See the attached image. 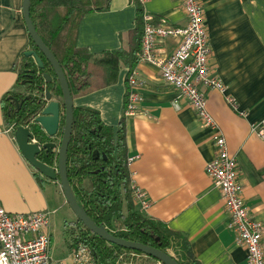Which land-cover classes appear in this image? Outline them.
Returning <instances> with one entry per match:
<instances>
[{"label":"crops","instance_id":"0c3cea01","mask_svg":"<svg viewBox=\"0 0 264 264\" xmlns=\"http://www.w3.org/2000/svg\"><path fill=\"white\" fill-rule=\"evenodd\" d=\"M212 52L211 69L226 84L224 92L208 91L209 111L239 163L244 198L253 216L264 223V140L252 126L264 119V0H202ZM138 6L132 0H111L110 8L85 14L78 27L77 45L90 53L126 47L137 26ZM145 13L174 26L187 24L181 0H147ZM170 37L163 52L175 51ZM34 49L23 15V0H0V207L14 213L44 211L51 215L67 203L59 181L44 176L24 158L12 126L6 124L4 100L16 91L19 63ZM144 81L134 115L125 114L129 70L123 66L116 83L74 97L75 107H90L117 132L125 115V129L134 184L150 201L146 213L170 229L183 233L201 264H248L245 246L229 228L230 215L220 189L206 173L216 156L211 130L196 111L182 102L158 67L139 61L135 67ZM234 98L236 106L229 102ZM53 235V233H52ZM53 242V241H52ZM72 244L60 259L75 264ZM55 259V258H54Z\"/></svg>","mask_w":264,"mask_h":264},{"label":"trees","instance_id":"16d2710c","mask_svg":"<svg viewBox=\"0 0 264 264\" xmlns=\"http://www.w3.org/2000/svg\"><path fill=\"white\" fill-rule=\"evenodd\" d=\"M132 1L138 6L137 26L130 30L127 46L96 56L77 45L79 23L87 13L108 10L111 0H31L33 22L64 69L73 97L116 83L123 66L129 70L128 76L135 69L144 33L145 9L140 0ZM153 20L158 23L163 19L154 16ZM30 44L37 49L31 37ZM38 52L44 68H39L33 57L22 56L21 84L27 87L28 93L10 92L4 100V110L7 125L14 130L20 125L28 126L35 138L45 143L51 139L34 123L46 104L45 90L49 89L55 100L63 102L64 98L52 65ZM46 74L51 76L50 81L46 80ZM128 93L129 90L126 103ZM12 97L23 100L20 108ZM74 113L67 171L80 206L97 224L104 225L118 237L160 248L180 264H201L187 236L153 219L135 203L125 115L115 132L114 127L106 125L99 111L93 108L75 107ZM96 151L99 155H95ZM39 159L55 166L57 152L42 153ZM35 174L42 182V175L38 171ZM70 232L72 247L88 246L94 254L95 264H165L140 251L108 242L78 219Z\"/></svg>","mask_w":264,"mask_h":264},{"label":"built area","instance_id":"2783aa9c","mask_svg":"<svg viewBox=\"0 0 264 264\" xmlns=\"http://www.w3.org/2000/svg\"><path fill=\"white\" fill-rule=\"evenodd\" d=\"M145 4L147 0H140ZM187 24L174 26L163 19L155 23L154 16L144 13V33L139 61L159 68L164 82L176 92L174 106L187 102L202 124L211 130L216 156L206 165V173L220 189L230 215L229 228L236 242L246 247L248 264H264V223L251 213L244 198V186L239 178V163L229 151L222 128L209 111L208 91L226 90V84L211 69V47L206 9L202 0H181ZM178 40L170 55L163 52L167 38ZM144 84L134 69L128 76L129 93L125 114L139 110L142 97L138 87ZM229 102L236 106L234 98ZM253 134L264 140V119L252 126ZM137 157L129 158L133 162ZM134 201L141 210H148L147 194L134 184ZM53 235L50 215L44 211L14 213L0 207V264H64L52 255ZM75 264H95L92 250L79 245L72 252Z\"/></svg>","mask_w":264,"mask_h":264},{"label":"water","instance_id":"95a60500","mask_svg":"<svg viewBox=\"0 0 264 264\" xmlns=\"http://www.w3.org/2000/svg\"><path fill=\"white\" fill-rule=\"evenodd\" d=\"M24 20L37 49H30L25 52L27 57H33L39 68H44V61L39 52L52 65L57 78L63 90V102L53 99L49 89L45 90L46 104L41 113L34 119V123L40 126L43 132L51 139L45 143H41L35 138V133L28 126L20 125L14 130V137L20 151L29 164L38 171L42 176L59 181L62 191L70 207L73 209L77 219L92 232L113 244L119 245L126 249L140 251L148 256L155 257L165 264H180L173 256L152 245L141 242L126 240L111 233L104 225L97 224L88 213L78 203L74 191L68 179V152L71 143L74 119L75 104L70 83L62 68L59 60L46 45L37 27L35 26L31 16V0H23ZM46 80L50 81L51 76L45 75ZM30 97V96H27ZM17 108H20L23 100L12 97ZM57 152V165L51 166L39 159L42 153ZM95 155H99L98 151Z\"/></svg>","mask_w":264,"mask_h":264},{"label":"rangeland","instance_id":"374dc122","mask_svg":"<svg viewBox=\"0 0 264 264\" xmlns=\"http://www.w3.org/2000/svg\"><path fill=\"white\" fill-rule=\"evenodd\" d=\"M22 63H19V71L22 75ZM20 75V82L16 89V93H28L27 87L22 85ZM7 124V123H6ZM57 165V161L55 166ZM77 220V216L74 213L73 209L70 207L68 202L63 206H57V209L54 213L50 215V230L53 233V242H52V255L57 260L63 255V253H67L69 246L71 245V228L74 227V224ZM75 248H73L72 252ZM146 264H152L148 262Z\"/></svg>","mask_w":264,"mask_h":264},{"label":"flooded vegetation","instance_id":"af4514ba","mask_svg":"<svg viewBox=\"0 0 264 264\" xmlns=\"http://www.w3.org/2000/svg\"><path fill=\"white\" fill-rule=\"evenodd\" d=\"M26 75V74H25ZM28 76H30L29 74H28Z\"/></svg>","mask_w":264,"mask_h":264}]
</instances>
